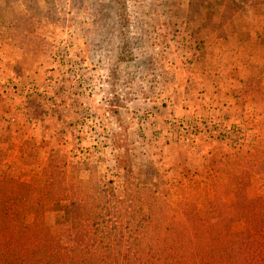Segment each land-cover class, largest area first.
Returning a JSON list of instances; mask_svg holds the SVG:
<instances>
[{"label": "rangeland", "instance_id": "rangeland-1", "mask_svg": "<svg viewBox=\"0 0 264 264\" xmlns=\"http://www.w3.org/2000/svg\"><path fill=\"white\" fill-rule=\"evenodd\" d=\"M5 1L0 28L7 20L18 33L9 42L37 50L21 47V66L0 74V198L18 201L34 183L29 207L10 208L23 215L15 237L26 247L47 234L69 251L71 215L85 209L94 223L98 186L151 215L150 228H133L146 232L143 245L190 220H209L215 235L243 230L238 214H264V0ZM35 33L42 38H20ZM179 102L188 118L168 117ZM15 115L25 121L18 134ZM170 119L201 133L182 140ZM78 181L82 209L57 206L65 186L79 194Z\"/></svg>", "mask_w": 264, "mask_h": 264}, {"label": "trees", "instance_id": "trees-1", "mask_svg": "<svg viewBox=\"0 0 264 264\" xmlns=\"http://www.w3.org/2000/svg\"><path fill=\"white\" fill-rule=\"evenodd\" d=\"M86 158L80 154L77 159L82 163ZM76 184L77 196L69 194L63 186L66 196L53 197L57 206L68 202L65 209H82L88 197L86 183ZM31 185L35 187L34 183ZM31 185L23 186L25 197L18 201L0 198V264H264V214L242 218L238 214L243 230L235 232L225 228L215 235H209V220H190L184 230H165V236L162 230L157 231L155 244L143 245L140 241L145 239L146 232L133 228H143L144 224L149 227L151 215L142 214L141 203L134 205L131 198L119 200L113 190L109 192L102 186L96 188L95 195L91 194L90 202L95 204L94 223L89 221L85 209L76 216L71 215L73 246L69 251L61 249L47 234L42 243L34 238L26 247L15 237L17 221L22 223L23 215L11 214L10 208L18 205L24 211L29 207ZM42 200L31 203L40 206ZM211 238H215L213 243L209 241Z\"/></svg>", "mask_w": 264, "mask_h": 264}, {"label": "crops", "instance_id": "crops-1", "mask_svg": "<svg viewBox=\"0 0 264 264\" xmlns=\"http://www.w3.org/2000/svg\"><path fill=\"white\" fill-rule=\"evenodd\" d=\"M3 1H5V0H3ZM6 2L7 1L3 2L4 5H6ZM12 21H13V19H12ZM4 22H6L8 24L9 28H7L8 30L7 29L0 28V74L2 76L11 74V72H12L11 69H12L13 66H21L22 63H19L16 60L17 59L16 52L17 51H21L22 52L21 47L22 48L25 47L24 50L26 51V53H29V55L30 54H33V53H36V51H37L35 49L28 48L27 46H23V44H20V42L18 44L17 43L18 41L17 42H12V43L9 42V39L10 38L16 39L18 37V35H17L18 33H17L16 28H13V29L11 28V27H14L15 26L14 23H12L13 25L12 24H9L7 20L4 21ZM25 35L26 36H24V35H21L20 36V38L22 39V41H25V42L35 41V38H37V37L40 36L39 33H35V34H32V35L31 34H25ZM39 38H42V37L40 36ZM6 42H9V43L7 44ZM43 42H44V40H43ZM251 42H253L252 37L250 38V41H248V44H251ZM248 44L247 45H243L241 48H243L244 46H248ZM239 55L241 56L240 57L241 59H249V58H252V54H249V51L248 50H243V51L239 52ZM15 56H16V58H15ZM9 71H11V72H9ZM239 71H241V69H239ZM26 72H28L29 74H33V71L32 70L29 71V69H27ZM259 72H260V69H258L256 71V73H259ZM238 73H240V72H238ZM239 80H241V78H239ZM239 80H238V82L237 81L236 82L239 83L240 85H242V82H240ZM233 82H235V81H233ZM244 83H243V86H242L243 88H244ZM228 87H231V85L230 86H227L226 89H221L220 94H218L219 96L216 97L217 100L218 99L220 100V103H223V101L221 100V98L222 99L225 98L226 92L229 91ZM242 87L239 88V89H242ZM222 94H223V96H222ZM226 98L228 99L227 102L232 101V100H230V97L229 96L226 97ZM233 101H234V99H233ZM179 103H180V105L175 104V103H170V107L168 108V113H169L168 114V117L170 116L172 118H188L186 116H189L190 115V110L189 111H186V107L188 106L187 104H189V103H185V102H184V104L181 103V102H179ZM245 107H246V105H245ZM65 108H66L65 105L57 106V108H56L57 109L56 112L59 113V116L61 118H63V119L66 118L64 114H66L69 111L68 108H66V109ZM233 109L234 108H231L230 111H232ZM227 110H229L228 107L224 108L223 111H222V113L228 112ZM17 116H19V118ZM21 116L22 115H15V118L16 117L17 118H16L15 126L13 127V131L16 130V133L17 134L19 133L20 129H22V128L25 127V126H23L25 124V121L23 120V117H21ZM231 121H233V118H232ZM61 122H64V120H62ZM234 122H238V121H234ZM57 125L60 126V129L62 128V123H58ZM38 127H40V126L38 125ZM44 129H46V128L44 127ZM44 129L42 130V132H44V133L49 132V131H46ZM196 140L198 141V139H196Z\"/></svg>", "mask_w": 264, "mask_h": 264}, {"label": "built area", "instance_id": "built-area-1", "mask_svg": "<svg viewBox=\"0 0 264 264\" xmlns=\"http://www.w3.org/2000/svg\"><path fill=\"white\" fill-rule=\"evenodd\" d=\"M168 125L174 128H177L179 131V136L180 138L183 140H185V137L190 136V135H198L199 133H201V131L199 130L201 126H197L195 123H193L190 126H187L186 124H182L179 122L174 121V119H170L168 122ZM203 127V126H202ZM220 133L219 129L213 130V136H216L215 138H219L220 137Z\"/></svg>", "mask_w": 264, "mask_h": 264}]
</instances>
